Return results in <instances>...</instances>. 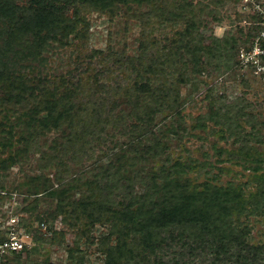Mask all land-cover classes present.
Returning a JSON list of instances; mask_svg holds the SVG:
<instances>
[{
	"label": "trees",
	"instance_id": "obj_1",
	"mask_svg": "<svg viewBox=\"0 0 264 264\" xmlns=\"http://www.w3.org/2000/svg\"><path fill=\"white\" fill-rule=\"evenodd\" d=\"M224 2L0 0V152L16 144L0 158V205L11 197L5 171L12 165L21 171L29 151L41 153L39 172L11 187L22 194L20 210L52 231L53 242L63 229L73 234L67 257L76 264L80 257L71 251L81 239L92 242L94 225L105 227L95 242L102 264H264V244L249 243L245 221L264 216V122L242 97L229 105L223 92L212 99L208 82L204 97L214 114L196 115L189 126L183 121L182 87L191 93L206 84L196 75H210V66L218 74L243 69L237 51L254 26L240 22L253 16L241 13L237 35H213L208 44L199 32L208 23L202 14L220 20ZM91 13L138 22L136 54L89 47ZM61 54L65 59L56 64L53 57ZM239 81L247 86L242 76ZM159 116L167 121L151 134ZM195 130L224 143L230 138V149L211 143L214 162L234 153L247 178L221 184V167L208 163L212 171L205 160L171 158L170 141L200 138ZM48 134L54 135L47 142ZM116 136L125 141L113 142ZM106 142L112 143L105 166L94 161L73 169ZM48 168L50 178L41 172ZM46 198L53 200L48 212L40 206ZM57 217L63 229L51 230L49 220Z\"/></svg>",
	"mask_w": 264,
	"mask_h": 264
},
{
	"label": "rangeland",
	"instance_id": "obj_2",
	"mask_svg": "<svg viewBox=\"0 0 264 264\" xmlns=\"http://www.w3.org/2000/svg\"><path fill=\"white\" fill-rule=\"evenodd\" d=\"M219 13L221 15V19L218 21H213L209 18V16L202 14V16L208 22L206 27L200 28L199 31L203 36L204 44H208L213 35L216 37H221L223 35H237L236 29L239 27V16L241 13L245 15V9L241 8V4L239 1L237 2V0H226L223 7L219 8ZM88 19L89 30L87 44L89 47L95 49H104L108 45L112 51L117 53L123 52L126 55L136 54L139 36L138 22L133 19L127 20L122 15L108 19L107 16L98 13L89 14ZM240 25L242 26L243 22H240ZM65 56V54H61L57 55V59L55 56L53 59L56 61V64H58V62L62 63L64 61ZM212 68L213 67L210 66L207 69L210 75H205V72L196 75L198 79H201L206 83H200L196 91L189 93L187 86L181 88L182 95L186 97V101L182 107L184 124L189 126L192 123V119L196 115H202L206 112L214 114V105L210 104L204 97L205 89L208 87V84L213 86V93L211 95L212 99H215L217 95L223 92L226 95L224 99L225 104L229 105L232 103L235 97H242L244 101L248 103L247 109L251 111L257 120L264 122V84L259 82V80L255 77H251V75L244 69H239L236 71L237 73L225 72L223 74H218V72ZM240 76H242V78H244V80L247 82L246 87L240 83ZM157 120H160V123L154 126H149L151 134H155L157 129L161 128V124L167 121H162L161 116L157 117ZM0 121H3L1 115ZM206 124L209 126V128L214 127L215 130L218 129V126H212L210 121H207ZM194 132L201 135V137L196 138L195 136H183L180 141L176 142L173 139L170 141L168 152L171 158L178 156L182 160L185 159L186 156H189L196 158L199 161L205 160V167L207 169L210 168L212 171H215L216 169L209 167L207 165L208 163H212V165L221 167L222 170L219 172L218 180L221 184L231 179H235L234 181L239 183L247 178L248 171H245L239 163L235 162V160L232 158L234 153L230 154L231 160H224L226 156L225 153H223L221 158L224 160V162H214L215 156L213 155L211 143L213 142L218 146L222 145L227 149H230L233 148V145L230 144V138H228L224 143L222 140L217 139L216 134H212L210 132H208V134H204V132L196 130ZM53 135L54 134H48L45 137L46 141L48 142V140ZM112 141H118L120 144L125 141V138L116 136L112 139ZM111 143L112 142H106L103 146H100V150H95L90 160L84 161L79 165H73V169L79 171L90 166L94 163V161L99 163L101 167L105 166L107 161L106 156L108 155V157H110V150L108 149L111 146ZM15 145L16 144L13 141L9 149L4 148L0 152V158L6 157L11 149L15 147ZM256 146L260 149L262 144ZM202 153H206L207 158H205ZM27 156L30 161L28 164H24L22 166L21 171L18 170L17 166L12 165L5 171V177L3 178V184L5 185L4 189L10 192V194L14 193V195L17 197L16 203L13 204L12 201H14V199L9 197L0 205V207H3V205L6 204H8L9 207L12 205V209L21 215V221L23 219L25 226L31 230L33 240L35 241L33 245L36 248L35 251H38V253L30 252L28 255L29 257L27 256L22 259L20 257L21 262L22 264H32V261H36L38 264H42L43 261H46L49 264H76L72 258L68 259L67 257V248L72 247L74 236L68 230L63 229V224L59 217L49 220V226L51 230L63 229L64 231L63 237L61 238L62 240L57 238V242H53L51 236L52 231H48L44 225H39L38 229H35L34 225L35 227L37 226L36 222L33 221V217H31V215H29L22 208L21 210H18L22 206V204L19 202L22 194L17 192L18 188H13L11 186L21 182L27 175H34L39 172V170L36 169L35 164L38 162L37 157H40L41 153L35 154L32 151H29ZM41 172L50 178L52 170L48 168L42 170ZM261 172H264V169L261 170ZM201 178L202 176L198 177V179ZM74 197H76V195H74ZM10 200L11 202H9ZM52 205L53 200L51 201L48 198L44 199L40 203L41 207L45 209L47 207V212L51 211ZM245 221L250 229L249 243L264 244V216L250 215ZM29 222H31V224L28 226L27 224H29ZM104 231V226L94 225L90 230V235H92L93 239L92 242L88 243L81 239L77 248L71 251V255L77 259L79 256L81 264H102L103 256L101 253L96 251L95 242L99 238V235Z\"/></svg>",
	"mask_w": 264,
	"mask_h": 264
},
{
	"label": "built area",
	"instance_id": "obj_3",
	"mask_svg": "<svg viewBox=\"0 0 264 264\" xmlns=\"http://www.w3.org/2000/svg\"><path fill=\"white\" fill-rule=\"evenodd\" d=\"M239 2L241 8L245 9V14L253 16L251 20L242 19V26L252 25L254 31L245 45L239 47L237 60L251 77L264 84V0H239ZM11 198L14 199L12 203L15 204L17 197L14 193L11 194ZM0 208V264H13L16 256L21 259L26 257V252L31 249L35 241L31 230L22 224L21 215L12 209V205L9 207L6 204ZM38 226L34 228L38 229Z\"/></svg>",
	"mask_w": 264,
	"mask_h": 264
}]
</instances>
